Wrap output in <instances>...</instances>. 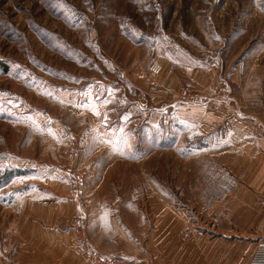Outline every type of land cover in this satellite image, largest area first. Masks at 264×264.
<instances>
[{
    "label": "rangeland",
    "instance_id": "1",
    "mask_svg": "<svg viewBox=\"0 0 264 264\" xmlns=\"http://www.w3.org/2000/svg\"><path fill=\"white\" fill-rule=\"evenodd\" d=\"M256 123L264 0H0V264L110 255L159 202L261 228Z\"/></svg>",
    "mask_w": 264,
    "mask_h": 264
},
{
    "label": "crops",
    "instance_id": "2",
    "mask_svg": "<svg viewBox=\"0 0 264 264\" xmlns=\"http://www.w3.org/2000/svg\"><path fill=\"white\" fill-rule=\"evenodd\" d=\"M154 206V215L129 223L121 247L111 246L108 254L134 264H249L264 242V223L244 225V215L222 219L215 230L196 224L185 210L164 202Z\"/></svg>",
    "mask_w": 264,
    "mask_h": 264
},
{
    "label": "built area",
    "instance_id": "3",
    "mask_svg": "<svg viewBox=\"0 0 264 264\" xmlns=\"http://www.w3.org/2000/svg\"><path fill=\"white\" fill-rule=\"evenodd\" d=\"M255 130L264 138V126L261 123L255 124ZM77 250L81 264H134L128 258L102 253L84 238L80 239ZM249 264H264V242L258 246Z\"/></svg>",
    "mask_w": 264,
    "mask_h": 264
},
{
    "label": "trees",
    "instance_id": "4",
    "mask_svg": "<svg viewBox=\"0 0 264 264\" xmlns=\"http://www.w3.org/2000/svg\"><path fill=\"white\" fill-rule=\"evenodd\" d=\"M5 175H6L8 178L15 177V176H14V173H5ZM16 176H17V175H16Z\"/></svg>",
    "mask_w": 264,
    "mask_h": 264
},
{
    "label": "snow or ice",
    "instance_id": "5",
    "mask_svg": "<svg viewBox=\"0 0 264 264\" xmlns=\"http://www.w3.org/2000/svg\"><path fill=\"white\" fill-rule=\"evenodd\" d=\"M93 111H94V114H95V115H99V112H96L95 110H93Z\"/></svg>",
    "mask_w": 264,
    "mask_h": 264
}]
</instances>
